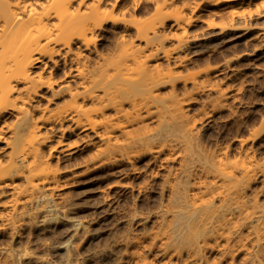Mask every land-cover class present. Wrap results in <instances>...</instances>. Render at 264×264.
Listing matches in <instances>:
<instances>
[{"label": "bare ground", "instance_id": "1", "mask_svg": "<svg viewBox=\"0 0 264 264\" xmlns=\"http://www.w3.org/2000/svg\"><path fill=\"white\" fill-rule=\"evenodd\" d=\"M238 1L204 2L203 16L188 0H0L3 264L26 257L28 249L15 251V243L30 250L31 238L40 242L32 231L23 242L24 228L67 217L71 195L83 188L65 192L73 179L100 171L106 181L126 180L107 185L102 213L126 207L111 194L119 188L134 200L118 212L128 226L152 224L116 238L120 250L108 245L120 253L115 263L264 264V157L246 147L264 131V118L233 138L235 152L206 138L211 119L239 100L242 58L235 56L236 67L209 66L213 59L188 68L192 62L178 54L209 35L246 30V18L264 9V0H246L254 11L238 12ZM197 24L205 30H191ZM105 35L111 41L103 52L96 41ZM70 168L78 172L62 181ZM146 191H156L155 206L138 199ZM70 250L64 264H87Z\"/></svg>", "mask_w": 264, "mask_h": 264}, {"label": "rangeland", "instance_id": "2", "mask_svg": "<svg viewBox=\"0 0 264 264\" xmlns=\"http://www.w3.org/2000/svg\"><path fill=\"white\" fill-rule=\"evenodd\" d=\"M188 1L192 3V5L193 4L200 5L201 7L199 13L203 16L207 15L206 12L209 9L208 8L204 9L203 3L209 0H188ZM247 5L248 4L246 0H241L238 1L237 3L232 4L233 8H236L238 12H242V11L246 12L247 10L254 11L253 8L248 9ZM222 8H224V6H220L217 9H222ZM263 11L264 9H258L257 13L253 14L250 18H246L248 25V28L246 30H238L236 31L237 33L228 32V34H224L223 36L220 37H210L209 35L208 37H206L204 41L196 45H191V47H189L188 50H184L181 53H178L179 55H181V57L186 55L187 58L190 60V62H192V63L189 62L191 65L189 64L188 68L193 67V64L196 65L200 64L199 66H204L206 64V61L213 59L214 60L216 59V62H211L209 66H218L221 65L224 61H230V66L233 67H236L238 66V64H240L241 66L240 75H238L239 78L238 77L237 78L239 79V82L242 85V91L240 92L239 100L236 102L229 101L228 102L229 107L218 112L211 119L210 127L206 130L207 142L210 145L213 146L214 144H221V145L229 144L228 146L231 148L232 152H235V150L238 147L236 144L232 142L233 138L246 137L248 130L253 127V124L254 126H258L261 118H264V43H263L264 12ZM210 21H212L213 24H217L221 22L220 17H213V16L210 17ZM191 30L201 32L202 30H205V26L201 24H197ZM237 35H243V36L240 39H236L235 37ZM110 41L111 39L107 38V36L105 35L103 36L102 39L100 40L97 39L96 47L98 48V50L101 51L106 50ZM170 42L167 43V46L170 44ZM252 51H254L253 59L248 61V58L246 56L247 55L249 56V54ZM235 56H241L242 59L240 63L237 64V61H233ZM169 62L173 63L172 60H170ZM161 91L163 94H165L168 91V88L165 87ZM198 107H199L198 104H193L189 108L191 110H195ZM250 146L259 157H264V131L261 133V135L258 136V138L254 141V143H247L246 147H250ZM63 159L64 160L62 162L64 163V165H66L67 161L68 164L72 162V160L70 159L68 160V158L63 157ZM64 165H62L61 167H63ZM73 168H70L69 171L62 176L64 178V179L62 178V181H66V179L71 180L72 174L78 172L77 169H73ZM103 173H104L103 171H100V172L90 173L83 177H77L73 179L75 180V184L73 183V185H70L64 189L65 192L71 191L70 194L68 193L69 195H71L73 193L72 190L78 187H83L78 193L72 194L75 196L72 197L71 195V199H70V201H72L70 202L71 207L66 208V210L67 209L69 210L65 211L67 213L64 214L67 217L62 218L59 216L57 219L50 221V223L48 221L46 225L45 223L44 225L42 223L41 224L37 223L36 224L37 226L35 225L36 228L34 227L35 229L33 227L32 228L27 227L29 231L27 230V228H24L21 231L24 233V234L22 233L24 238L21 235V239L23 240V242L25 241V238L28 236L27 232L29 234L32 231L30 238L33 236H37V239L38 241H40L39 242L40 244L37 243V240H35L36 237L31 238L32 241L31 243L36 246L30 243V250L28 248L29 244H26V242L24 244L20 242H17L18 244L15 243V246L13 248L15 251L17 250L26 251L28 249V251H26L27 253L26 257L18 260L16 264H64L66 259L68 258L67 256L68 248L72 249L70 251L76 250L75 254L78 255L82 254L81 257L84 255L83 257H86L87 264H106V262L107 264L108 262L109 264H111L113 261H114L113 263H115L118 260L112 257L114 256V254L116 255L118 252L113 251V249L117 250L118 248V250H120L119 247H115V244H113L116 238L118 239L119 236L121 235L124 236L125 234L128 233H131L132 235H136V234L141 235L143 232H147L151 229L152 227V224L150 223L151 221L147 222V224L144 223L142 224V222L137 220L136 224L129 227L128 226L129 224L122 219L123 214L121 215L120 213H118V212L122 213L123 209H127V207H130V205L132 207V202L134 200L131 201L132 199H130L131 197H130V193H128V190L126 191L122 189L120 190L119 188L117 189L115 188L114 189L115 193L114 192L111 193V194H117L118 192L121 199L119 200V202L122 204L124 203L126 207H124L123 204L122 205L123 209L120 206L119 207L120 209L118 208L119 210L118 212L116 210V213H114L115 211L112 212V214H107V215L106 213H102L103 212L102 210L106 209L105 203L102 201L105 195L109 193V191H107L108 190L107 185L113 186L115 185L113 183L116 180L118 181L119 179H121V177L118 178V176H116V177L108 178L106 181L105 179H103V177L105 176V173L104 174ZM98 177L101 179H99ZM108 180H112V182ZM121 180L119 181L121 182L126 181L125 179H121ZM260 181L261 179L259 178L251 185L252 190L256 192H259L261 190ZM159 182L160 179H155L153 181L155 185L157 183L159 184ZM107 183H111V184H107ZM105 185L107 187H105ZM156 186H154V188ZM65 192L62 193L65 195ZM68 197L70 198V196ZM156 197H157L156 191L153 192L146 191L145 194H141V196L139 195L138 199L140 200V198H142L143 200L141 199L140 201L142 203L144 200L147 199L146 201H144L145 205H143V207H153L155 206V204L158 203V202L156 203L157 201ZM258 199L264 202V191L259 193ZM129 202H131L130 205L128 204ZM126 203L129 206H127ZM147 203L149 205H147ZM79 222H81L80 224L82 227L76 228ZM3 233L4 234L0 233L1 234L0 248L2 250L3 248L8 247L6 245L9 243L6 240L7 232H3ZM37 233H40L41 238L38 237L39 235ZM33 239L36 242H34ZM108 245L112 246L113 249L110 247L112 251L110 252L113 255L111 253L108 254L107 252L108 251L107 249L109 248ZM101 249H106L107 251L104 250L103 255H101L102 254ZM99 251H101L100 252L101 254L99 253ZM104 253L106 255H104ZM85 254L87 255L89 254L90 256L91 254H97L96 255L97 258L92 257L94 255L90 257L89 255L85 256ZM119 254L120 253H118L116 257H118ZM98 257H101L102 259ZM1 258L2 255L0 256V264H3L2 262L3 258L2 259ZM95 259H97L100 262H97ZM126 263L124 261L121 264H126ZM115 264H120V262Z\"/></svg>", "mask_w": 264, "mask_h": 264}]
</instances>
